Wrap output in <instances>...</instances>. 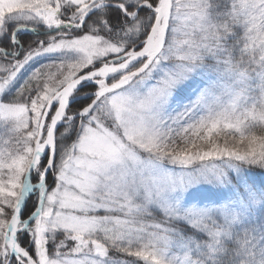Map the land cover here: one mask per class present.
Segmentation results:
<instances>
[{
  "label": "snow or ice",
  "instance_id": "snow-or-ice-1",
  "mask_svg": "<svg viewBox=\"0 0 264 264\" xmlns=\"http://www.w3.org/2000/svg\"><path fill=\"white\" fill-rule=\"evenodd\" d=\"M0 121V264H264V0H0Z\"/></svg>",
  "mask_w": 264,
  "mask_h": 264
},
{
  "label": "trees",
  "instance_id": "trees-1",
  "mask_svg": "<svg viewBox=\"0 0 264 264\" xmlns=\"http://www.w3.org/2000/svg\"><path fill=\"white\" fill-rule=\"evenodd\" d=\"M40 62L41 63H49L50 60L45 59V60H42ZM37 66H39V65H37ZM256 132L258 135L264 134L261 132V129H259V128L256 129ZM209 163H211V162L209 161ZM217 163H219V162L217 161ZM110 258L113 259L114 261H125L128 264H133V262H135V264H145V262L138 257L128 256L126 253H121V252H118L116 250H110Z\"/></svg>",
  "mask_w": 264,
  "mask_h": 264
},
{
  "label": "rangeland",
  "instance_id": "rangeland-1",
  "mask_svg": "<svg viewBox=\"0 0 264 264\" xmlns=\"http://www.w3.org/2000/svg\"><path fill=\"white\" fill-rule=\"evenodd\" d=\"M48 58H40V61L45 60ZM9 139V136L5 134L4 132V126H3V122L0 121V150H3L6 145L3 143L4 140ZM117 264H128L125 261H117Z\"/></svg>",
  "mask_w": 264,
  "mask_h": 264
}]
</instances>
